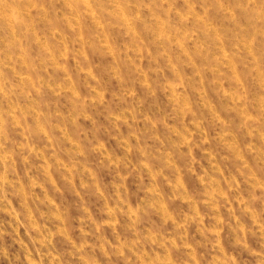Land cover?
<instances>
[{"label":"clouds","instance_id":"obj_1","mask_svg":"<svg viewBox=\"0 0 264 264\" xmlns=\"http://www.w3.org/2000/svg\"><path fill=\"white\" fill-rule=\"evenodd\" d=\"M0 215V264H264V0H0Z\"/></svg>","mask_w":264,"mask_h":264},{"label":"rangeland","instance_id":"obj_2","mask_svg":"<svg viewBox=\"0 0 264 264\" xmlns=\"http://www.w3.org/2000/svg\"><path fill=\"white\" fill-rule=\"evenodd\" d=\"M205 79H207V77ZM198 92H199V89H197L196 92H193L191 89H189V92H188V96H189L191 102L194 105L198 103V95H197ZM161 100H163V97H161ZM213 102L214 103H218V98L214 99ZM150 104H151V100L149 99V100L146 101V104H145V109L146 110H147V108L149 107ZM163 106L164 107H168L166 101L164 102ZM190 183H192V185L195 186L194 181H190ZM37 191L39 192V190H37ZM62 199L64 200L65 206H70L73 203L72 198L70 196H68L67 193H65V196ZM91 204H92L94 209L98 206L97 202L95 200H92ZM3 218L4 217L2 215H0V219H3ZM21 234L23 235V230L22 229H21Z\"/></svg>","mask_w":264,"mask_h":264}]
</instances>
